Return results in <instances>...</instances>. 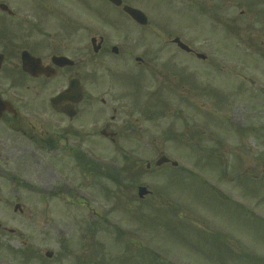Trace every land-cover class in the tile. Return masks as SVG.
<instances>
[{
  "label": "rangeland",
  "instance_id": "374dc122",
  "mask_svg": "<svg viewBox=\"0 0 264 264\" xmlns=\"http://www.w3.org/2000/svg\"><path fill=\"white\" fill-rule=\"evenodd\" d=\"M128 1L146 26L101 14L118 51L85 82L123 136L0 156V264H264V0Z\"/></svg>",
  "mask_w": 264,
  "mask_h": 264
},
{
  "label": "flooded vegetation",
  "instance_id": "af4514ba",
  "mask_svg": "<svg viewBox=\"0 0 264 264\" xmlns=\"http://www.w3.org/2000/svg\"><path fill=\"white\" fill-rule=\"evenodd\" d=\"M118 10L122 6L109 0H0V156L48 151L96 132L113 143L123 136L112 128L117 108L105 119L94 102L108 100L98 88L85 87L86 80L100 78L99 64H111L115 46L98 33V17ZM135 63L147 65L141 58ZM122 70L106 67V82L114 86ZM121 90L107 89L111 102L121 100Z\"/></svg>",
  "mask_w": 264,
  "mask_h": 264
},
{
  "label": "water",
  "instance_id": "95a60500",
  "mask_svg": "<svg viewBox=\"0 0 264 264\" xmlns=\"http://www.w3.org/2000/svg\"><path fill=\"white\" fill-rule=\"evenodd\" d=\"M112 2H114L116 5H120L121 4V0H111ZM124 11L127 12L136 22H138L139 24H145L147 22V18L144 15V13H142L140 10H137L135 8H131L129 6H124ZM174 42L177 43V45L182 48L185 49L187 51H190L189 47L186 46L185 44H183L178 38L174 39ZM114 51H116V49H114ZM198 57L203 58L204 56L201 54H196ZM167 159L165 157H160L156 164H161L163 162H166ZM173 165H176L175 162H173ZM145 189L144 188H139V195L142 196L145 193Z\"/></svg>",
  "mask_w": 264,
  "mask_h": 264
}]
</instances>
